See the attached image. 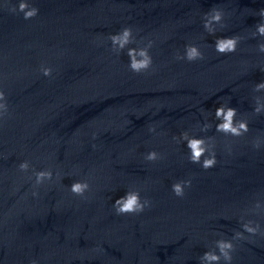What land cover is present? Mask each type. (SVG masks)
<instances>
[{"label":"clouds","instance_id":"1","mask_svg":"<svg viewBox=\"0 0 264 264\" xmlns=\"http://www.w3.org/2000/svg\"><path fill=\"white\" fill-rule=\"evenodd\" d=\"M18 10L24 14V19H31L35 17L39 9L36 7H30L25 0H21L18 5ZM16 11V9H12ZM259 15L264 18V8L260 9ZM223 19V13L218 8H213L211 13L206 14V19L204 22V28L209 34H214L215 30L211 28L213 22L220 23ZM256 34L264 36V23H259L256 25ZM109 39L112 42L113 48L116 51L122 50L126 45L132 43V29L130 27H125L120 33L111 35ZM240 40L238 36L231 37H218L215 41V50L220 54H227L236 51L237 44ZM151 47V43L147 47L140 48L139 50L135 48H129L127 56L129 57V68L131 71L139 74L148 70L152 65V57L149 55L148 48ZM259 50L264 52V44L259 45ZM139 57V58H138ZM203 54L200 52L195 45L185 46V55L183 57H178V59H186L189 62L195 61L197 59H202ZM44 76H50L52 69L48 67H42L41 69ZM257 90L264 88V81L256 85ZM5 100V93L0 91V101ZM0 110L7 111L6 103H0ZM256 113L260 112V108L255 109ZM215 118L220 121L216 124V131L224 133L225 135H231L235 137L243 136L249 131V125L246 120L235 121L237 115V110L233 107H225L220 105L215 110ZM210 125L205 124L202 130H207ZM154 129H150L153 131ZM181 138L186 141V146L190 150V155L188 157L189 161L194 164H201V167L205 170L213 168L217 164L216 154L212 151L214 147L213 144L209 145V141L213 138H196L190 137L186 132L181 134ZM175 139V137H174ZM254 147L259 148V143L254 144ZM207 153V155H206ZM202 157L203 160H202ZM159 158V154L156 151L149 152L145 159L148 161H156ZM29 168V163L24 161L20 163L19 169L21 171H27ZM36 185H40L46 179L52 178V172L50 170L38 171L35 173ZM191 180L177 181L171 186L172 192L177 197H183L185 186H190ZM89 189V184L87 181H76L70 186V191L76 196L83 197L85 192ZM33 195L37 193L33 192ZM150 206V201L145 199L141 200L140 192L137 191H127L126 194L115 200L113 203V208L117 215H127V214H139L145 210L146 207ZM259 205H257L258 207ZM258 225L256 227L252 226V222L243 224V228L248 233L255 234L258 231ZM236 238H242V233L236 232ZM216 245L219 249V255L213 251H206L200 257L201 261L215 262L219 264L221 257L230 264L232 260L231 251L234 249V245L231 241L218 240ZM35 264V262H33Z\"/></svg>","mask_w":264,"mask_h":264}]
</instances>
